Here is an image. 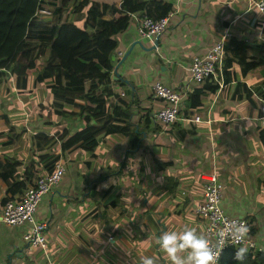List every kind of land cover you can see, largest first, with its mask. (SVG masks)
Returning a JSON list of instances; mask_svg holds the SVG:
<instances>
[{
	"label": "crops",
	"instance_id": "1",
	"mask_svg": "<svg viewBox=\"0 0 264 264\" xmlns=\"http://www.w3.org/2000/svg\"><path fill=\"white\" fill-rule=\"evenodd\" d=\"M157 1L171 5L169 11L174 12V17L167 29H179L177 33L183 40L168 35L162 42L159 36L157 50L150 52L135 45L117 68L119 77L112 78L111 83L114 93L124 94L117 102L129 106V122L141 132L139 146L129 150L126 136L109 133L100 137L94 156L83 148L61 154L59 161L65 165V174L43 199L50 207V215L42 205L36 213L38 219L48 222V249L28 252L22 239L26 227L0 223V264H134L141 256L168 264L155 238L162 231L182 230L185 226L195 227L202 234V222L194 207L202 195L200 175L211 170L217 171L224 190L228 188L222 199L226 212L253 217L258 226L253 237L264 247V143L259 138L264 126H247V120L264 118L258 115L260 102L254 99L252 105L244 95L241 100L231 99V81L225 83L213 96L207 93L202 108L188 120L174 122L191 131L179 140L173 131L178 129L174 123L172 128L152 123L151 116L162 103L159 101L155 108L157 99L152 93L150 105L142 102V85L147 84L140 73L143 65L148 72L155 73L156 69L166 85H186L191 57L204 55L224 31L249 45L263 43L264 12L252 7L248 0ZM141 15L132 13V23L115 36V55L142 38L135 26V18ZM179 62L184 70L182 76L176 82L165 78ZM238 78L245 82L247 90H255L264 81V60L244 75L238 71ZM194 115H200L203 121L194 122ZM35 118L41 127L44 119ZM196 140L206 143L204 150ZM2 153L15 156L11 149ZM128 154L132 156L134 181L119 183L117 177L126 170ZM3 191L4 186L0 188V198Z\"/></svg>",
	"mask_w": 264,
	"mask_h": 264
},
{
	"label": "trees",
	"instance_id": "2",
	"mask_svg": "<svg viewBox=\"0 0 264 264\" xmlns=\"http://www.w3.org/2000/svg\"><path fill=\"white\" fill-rule=\"evenodd\" d=\"M18 3L21 1L0 0V16L3 11H12L8 21L5 18L0 22V27L18 33L10 28L14 27L24 33L22 38L10 37L11 33H7L8 43L0 47V85L6 82L9 91L31 95L36 102L44 97L47 101L39 105H45L46 115L41 127L32 128L34 156L22 161L11 154H0V188L4 186L0 209L7 200L18 197L35 184L41 174L39 168L51 173L61 154L83 148L94 156L100 137L109 133L126 136L129 150L139 146L141 132L136 130L137 125L129 122V106L119 104L112 97V72L119 61L114 54L118 48L115 36L131 24L134 12L158 18L171 9L169 3L157 0H36L34 14L20 24L13 21L19 14ZM262 48L263 43L259 41L249 45L243 39L230 36L225 42L224 79L225 83L231 81V99L241 100L244 95L252 105L254 99L259 101L258 115L264 117V81L251 91L238 78V71L244 75L251 66L263 62ZM28 74L33 76L31 87L27 83ZM12 76L15 80L10 87ZM40 84H44L42 96L34 97ZM217 89L218 82L212 78L191 87L182 115L190 118L204 105V96L207 93L213 96ZM173 125L178 128L173 131L179 140L191 133L177 123ZM24 134L26 128L10 127L0 131V137L7 138L1 142L9 147ZM259 138L264 143L263 129L259 131ZM93 184L96 185V181ZM248 220L249 233L254 236L257 222L253 217ZM228 251L220 264L264 262V254L254 255L248 251L240 262L235 259L236 247Z\"/></svg>",
	"mask_w": 264,
	"mask_h": 264
},
{
	"label": "built area",
	"instance_id": "3",
	"mask_svg": "<svg viewBox=\"0 0 264 264\" xmlns=\"http://www.w3.org/2000/svg\"><path fill=\"white\" fill-rule=\"evenodd\" d=\"M252 7L264 12V0H248ZM174 17L173 11H168L161 17L152 18L148 15H141L135 18V26L140 37L153 41L154 36L160 35ZM231 36L228 30L224 31L218 40L210 47L204 55H193L187 66V84L166 85L157 80L150 86L155 99L160 100L162 105L151 116L153 124L168 126L177 120L186 121L187 117L182 115L184 101L188 96L190 86H198L206 79L212 78L218 82V90L225 86L224 67H225V42ZM261 59L264 58V39ZM123 51L116 52V59L123 56ZM114 94V95H113ZM112 97H121L122 92L114 93ZM192 120L196 123L202 122L200 115H194ZM210 122V119H206ZM57 154H60V150ZM65 174V165L62 161H56L51 173L44 172L39 175L33 186L27 187L21 195L7 200L0 209V223L8 226H25L26 230L22 233L25 249L32 253L35 250L48 249L47 233L49 231L48 222L37 218V209L43 199L51 193L53 188L59 184ZM201 199L194 207L195 214L201 219L203 231L210 244L218 247L216 233L225 227L226 223L239 220L246 223L249 228V220L246 217L231 215L223 207L222 199L224 196L225 184L219 178L216 170L205 172L200 175ZM248 251L254 255L264 254V247L260 246L255 238L248 233L244 242ZM221 251L218 264L221 263L223 255L233 245L231 241H226Z\"/></svg>",
	"mask_w": 264,
	"mask_h": 264
},
{
	"label": "rangeland",
	"instance_id": "4",
	"mask_svg": "<svg viewBox=\"0 0 264 264\" xmlns=\"http://www.w3.org/2000/svg\"><path fill=\"white\" fill-rule=\"evenodd\" d=\"M20 1H21V3H18L16 5V9H18L19 14L14 18L13 21L16 23L22 24V23L27 22V19L28 20L30 19V16H32V13L34 14V12L36 10V0H20ZM11 12H12L11 10L7 11L5 13L3 11L1 13V16H0L2 19L0 22H2L5 18L8 21V18H9L8 15ZM10 28L18 30L20 33L19 32L16 33V32H13L11 30L0 27V47L6 46L8 43L7 33H11V34H9L10 37H11V35H15L13 37L22 38V36L24 34L22 31L14 28V27H10ZM177 32H179V29L178 30L175 29V31H174V29L171 30V29L166 28L160 35L161 41L164 42L168 35L171 37L173 35L175 37V39H177V41L181 42L183 40V38ZM177 36H179V37H177ZM154 38H155V36H154ZM15 39H17V38H15ZM140 40L143 44V47H150L153 43V41H150L149 39H145V38H140ZM162 42H161V44H162ZM204 53L205 52L200 53V54H204ZM155 55H157V54L155 53ZM144 67L145 66L141 65L140 73L143 75L142 79H144L147 86L145 85L146 86L145 87L142 85V88L143 87L145 88V92L143 94L144 97L142 98V102L144 104L150 105L149 97H150V93H152L150 86L153 82H155V80L160 79L162 81L163 78L156 71V69H155V73H154V72L146 71L144 69ZM183 72H184V70L182 68V63L179 62L178 64H176L173 67V69L171 71L168 70V72L165 74V78L171 77L173 79V81L176 82L179 79V77L182 76ZM14 77L15 76L10 77V81H11V82H9L10 87L13 86L12 82H14V80H15ZM32 80H33V76L31 74H28L27 83H29V87H31ZM4 83L5 84L0 85V131L8 130V128H10V127L15 128V130H21V128L24 127V128H26V134L22 135L18 141H15V139H14L13 143H11L9 145V147H6L5 145L2 144V142L7 139L6 136H1L0 137V154L2 152H4L5 150L11 149V150L15 151V157H18V158L22 159V161H25L24 159H26L27 157H29L31 155H33V156L35 155L33 153L35 146L33 145V142L31 140L32 128L37 127V125H39V124H37V121H36L37 119L35 117L40 116L42 119H45V115H46V113L44 111L45 105L41 106V105H39V102H40V104H42L43 101H47V100H45V98L42 97L39 100V102H35L34 101L35 99L31 98L32 97L31 95L27 96L26 94H24L20 91H17V90H15V93L9 91L8 84L6 82H4ZM43 91H44V84L38 85V88L34 93V97H41L42 96L41 94ZM27 93H30V92H27ZM119 98H121V97H117V98L113 97V99L116 101H118ZM159 101L160 100H156L155 108L158 105H160L161 101L160 102ZM42 122H43V120H42ZM54 133H56V131H54ZM195 142L199 144L197 146L202 145V147L200 149H203V150L205 149L206 143L204 141L198 142L196 140ZM129 154L126 158V162H127L126 170L120 176L117 177V181L119 183H123V181L126 183H128L129 181L130 182L134 181V172H133L134 165H132L130 163L132 156H130ZM136 157L139 161L140 160L139 154H137ZM40 171H41V173H44L46 170L41 167ZM130 171H131V173H129ZM63 187H64V183L62 182L60 184V188L62 189ZM227 189L228 188H226V190H224V196H225ZM72 203H73V201H72ZM40 205H42L43 211H46V214L50 215L49 205L44 201L39 204V207H40ZM226 254L229 255V251Z\"/></svg>",
	"mask_w": 264,
	"mask_h": 264
},
{
	"label": "clouds",
	"instance_id": "5",
	"mask_svg": "<svg viewBox=\"0 0 264 264\" xmlns=\"http://www.w3.org/2000/svg\"><path fill=\"white\" fill-rule=\"evenodd\" d=\"M257 123L264 126V118L257 117L255 121L247 120V126ZM249 228L246 223L233 220L216 233L218 247H213L206 236L200 234L195 227L185 226L182 230L162 231L155 244L167 258L168 264H218V260L226 241H231L236 247L235 259L243 261L248 253L245 245ZM134 264H157L151 256H141Z\"/></svg>",
	"mask_w": 264,
	"mask_h": 264
},
{
	"label": "water",
	"instance_id": "6",
	"mask_svg": "<svg viewBox=\"0 0 264 264\" xmlns=\"http://www.w3.org/2000/svg\"><path fill=\"white\" fill-rule=\"evenodd\" d=\"M159 36L160 35H157L155 37V39L153 40V43H152V45L150 47H143V44H142L140 39H137L134 42H132L131 45L129 46V48L124 52L123 56L119 59V61L114 66L113 77L112 78L119 77V73L117 72V68L119 66H121L124 63V61L128 58V56L131 54L132 49H133V47L135 45H138L140 47V49L142 51H145V52H150V51H153V50L156 51L158 46H159ZM126 82H127V80H126ZM262 264H264V262Z\"/></svg>",
	"mask_w": 264,
	"mask_h": 264
}]
</instances>
